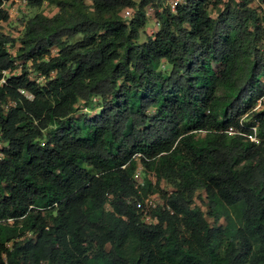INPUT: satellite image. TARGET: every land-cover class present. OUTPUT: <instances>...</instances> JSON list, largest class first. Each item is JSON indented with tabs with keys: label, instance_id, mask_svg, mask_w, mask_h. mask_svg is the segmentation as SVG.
<instances>
[{
	"label": "trees",
	"instance_id": "obj_1",
	"mask_svg": "<svg viewBox=\"0 0 264 264\" xmlns=\"http://www.w3.org/2000/svg\"><path fill=\"white\" fill-rule=\"evenodd\" d=\"M49 1L58 11L23 14L19 37L0 30V75L21 61L0 91V103L16 100L0 108V264H264L256 9L247 0H183L173 10L166 0ZM148 4L158 30L139 42ZM245 114L258 144L224 132ZM200 190L206 211L192 207ZM156 193L159 221L143 223L137 204Z\"/></svg>",
	"mask_w": 264,
	"mask_h": 264
},
{
	"label": "built area",
	"instance_id": "obj_2",
	"mask_svg": "<svg viewBox=\"0 0 264 264\" xmlns=\"http://www.w3.org/2000/svg\"><path fill=\"white\" fill-rule=\"evenodd\" d=\"M248 5H250L252 8H255L258 15L262 19V24L264 26V0H247ZM13 0H1L0 8L4 11H6L8 18L3 19L0 17V30L4 31V27L10 23L16 13H18V7L13 4V6H10V3L12 4ZM15 2V1H14ZM16 4H22L25 3L27 5V0H16ZM177 1H175L176 3ZM174 8H172L173 10ZM130 11L126 10L125 15H129ZM14 68H8L4 69L1 72L0 75V91L4 90L6 86H8L9 79L12 76H17L21 74V61L15 60L14 61ZM38 75V77H37ZM51 75H53V72H51ZM28 78L34 80L37 83H40L41 85L44 84L45 82V76L40 73V72H34L32 68H29L28 72ZM18 92L24 96L28 100L33 99V94L24 88H19ZM16 105V100L7 97L5 101H2L0 103V108L4 114H6L10 109L15 107ZM264 108V93L257 98L256 103L254 107L252 108V111H259ZM247 114L243 115L239 119V127L234 128V127H229L224 132L229 135V136H234V135H240L242 136L245 140H249L254 143H260V137L258 136V123L255 122L254 125H250L248 127V130H243L244 126V121L246 120ZM4 146V142L0 141V149ZM139 156V154H137ZM2 157V153L0 152V158ZM142 169L143 167L141 164H139L134 172L133 178L135 180V185L138 186L139 184L143 183L142 179ZM148 178L154 183L155 182V176L153 174H148ZM162 206L164 207L163 200L161 199L159 194H151L144 198L143 203H138L137 207L139 208L141 212V220L143 223L146 224H153L157 223L159 221V217L156 213H154V210L156 209L157 206ZM8 222H11V219H8Z\"/></svg>",
	"mask_w": 264,
	"mask_h": 264
},
{
	"label": "rangeland",
	"instance_id": "obj_3",
	"mask_svg": "<svg viewBox=\"0 0 264 264\" xmlns=\"http://www.w3.org/2000/svg\"><path fill=\"white\" fill-rule=\"evenodd\" d=\"M134 1L139 2L140 0H134ZM175 1H177V2L175 3ZM182 1L183 0H166L165 3L169 4L170 8L172 9L175 7V5L178 2H182ZM86 2L88 3L89 1L86 0ZM16 3H17L16 0H13L12 4L10 3V6L12 7L13 4H15L18 7V13H16L13 20L4 27V31H10L11 34L14 35V37H19L21 35L23 29H24V23H23L24 18L21 21V16H23V14L26 15L25 18H29L30 16H32L38 12H40L46 16H52L58 11V8L54 4H51L49 0H42V3L38 6H32L30 4L27 6V5H25V3H22V4H16ZM219 8H221V5H219L217 7H212L210 13L212 14L213 17L216 16ZM158 9L160 10L161 7H159ZM129 10H130V13L133 12L132 9H129ZM145 10H146L147 21H146L144 28L140 31V35L138 38L139 42L145 41L149 36H153L154 33L158 30V22H157V19L155 17L156 7H153L152 4H148L145 7ZM15 45L16 46L13 49H15L19 45V39L17 40ZM263 47H264V44H263ZM13 49H11L12 52H14ZM51 50H52L51 53L55 54L56 49L52 48ZM53 74H54V72H53ZM37 77H38V75H37ZM98 105H99L98 103L94 104L95 107H94L93 111L90 113V115H93L95 113V111L98 108ZM79 107H81V108L79 111H77L76 115H79L85 111V108L82 106V104L79 105ZM201 133L204 134L203 131H201ZM161 187L163 188V190H164L163 193H165V194L170 193L172 190L171 186H168L164 182L161 183ZM198 193H199V195L195 198V201H194V204H192V207L194 209L200 208L201 210L206 211L207 206L205 203V192L203 190H200ZM159 195L161 197V194H159Z\"/></svg>",
	"mask_w": 264,
	"mask_h": 264
}]
</instances>
